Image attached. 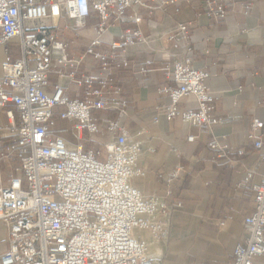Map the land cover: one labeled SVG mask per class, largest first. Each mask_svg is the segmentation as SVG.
<instances>
[{
    "label": "built area",
    "instance_id": "1",
    "mask_svg": "<svg viewBox=\"0 0 264 264\" xmlns=\"http://www.w3.org/2000/svg\"><path fill=\"white\" fill-rule=\"evenodd\" d=\"M197 0H0V48L6 58L0 77V109H6L9 126L0 124V138L6 140L0 150V224L7 231L8 249L0 254V264H163L150 256V245L134 237L135 230H161L159 215L172 219L181 204L169 205L160 197H146L133 181L144 172L139 160L146 140L145 130L132 135L121 123L125 100H109L105 90L112 87L116 71L130 70L133 64L127 48L144 43L148 37L141 25L149 26L155 13ZM234 0H203L201 12L212 22H223ZM96 14L100 24L85 51L90 58L87 74L84 61L70 59L67 45L58 38L60 22H71L73 32L86 29V21ZM245 7V14L249 15ZM133 24L118 38L108 34L114 25ZM196 22L177 24L168 34L172 43L171 61L163 71L169 84L159 93L169 98L160 108L167 121L181 119L185 124L207 129L220 128L227 119L215 114L217 98L209 89L212 75L193 66L192 35ZM10 44L16 46L14 51ZM183 53L180 55L178 53ZM58 64L71 68L69 79L83 88V97L72 100L60 86L47 91L49 75ZM151 61L138 68L150 74ZM60 77L65 74L60 72ZM119 94L118 90L115 92ZM194 100L195 105L188 102ZM186 100L183 109L180 103ZM120 111L119 119L107 123L109 141L102 149H87L101 132L97 113ZM19 123H16V120ZM59 120L74 121L76 138L82 142L70 149L55 133ZM264 124L254 120L249 139L264 148L260 132ZM189 137L188 142H194ZM222 159L235 163L228 144L216 140L209 144ZM6 164L10 168L6 171ZM264 167V155L245 170L244 181L251 184L255 212L245 220V240L235 246L233 264H256L264 256V175L255 178ZM184 264V263H180Z\"/></svg>",
    "mask_w": 264,
    "mask_h": 264
},
{
    "label": "crops",
    "instance_id": "2",
    "mask_svg": "<svg viewBox=\"0 0 264 264\" xmlns=\"http://www.w3.org/2000/svg\"><path fill=\"white\" fill-rule=\"evenodd\" d=\"M202 2L183 3L178 14L173 7H167L165 13L154 14L150 26L145 20L141 28L147 41L127 48L133 68L116 71L113 86L105 90L107 99L127 103L122 108V125L132 135L141 130L146 132L139 160L144 175L133 181L134 186L148 198L157 196L169 205L181 204L172 219L157 217L161 226L157 234L150 230L134 231L136 239L150 245V256L162 258L163 264H233L232 252L245 240V220L255 212L254 193L251 184L244 181V169H251L264 155V148L255 147L257 140L248 138L254 120L264 124V0H234L223 22L210 21L201 12ZM245 7L249 8V15L245 14ZM185 22L198 24L192 35V64L212 75L208 86L217 98L215 114L227 119V124L220 128L195 127L181 119L167 121L159 111L169 104L168 96L159 93L160 85L170 83L163 71L171 61L172 43L167 36L177 24ZM99 24L94 13L87 19L86 29L79 33L73 32L71 22L61 21L57 29L58 38L67 45L68 58L84 61L81 69L87 74L90 71L86 64L91 60L85 51ZM134 27L133 24L110 26L108 34L118 38L125 29ZM9 48L18 57L16 46L10 44ZM5 58L4 49L0 48V77ZM60 58V54L54 55L47 91L53 94L60 86L70 99H81L83 88L70 81L73 69L61 67ZM145 59L151 61L148 69L152 72L142 75L138 68ZM60 72L65 74L64 78ZM186 104L183 100L180 108ZM188 105H195L194 100ZM6 109H14L13 104L0 109L3 127L10 124ZM119 115L116 109L97 113L101 132L91 140L86 137L87 149L103 148L109 141L105 132L107 123L118 120ZM75 125L74 121L59 120L55 127L56 135L70 149L82 143L76 138ZM259 135L264 142V127ZM189 137L195 141L188 142ZM214 140L245 155L232 153L235 163L227 162L210 149L209 144ZM6 143L0 138V150ZM9 168L10 164H6V171ZM263 175L264 167H261L255 182ZM7 249V231L0 224V254ZM256 264H264V256L257 258Z\"/></svg>",
    "mask_w": 264,
    "mask_h": 264
}]
</instances>
